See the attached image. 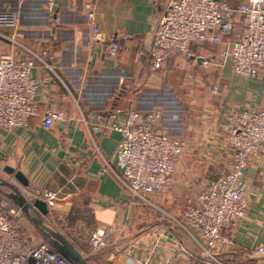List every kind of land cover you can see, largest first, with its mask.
I'll return each instance as SVG.
<instances>
[{"label":"crops","instance_id":"1","mask_svg":"<svg viewBox=\"0 0 264 264\" xmlns=\"http://www.w3.org/2000/svg\"><path fill=\"white\" fill-rule=\"evenodd\" d=\"M168 1L94 0L91 22L84 0H57L51 8L45 0H0V35L55 54V72L39 64L32 71L38 82L37 116L26 128H0V164L21 171L31 189L58 192L50 214L33 211L41 220L58 219L63 226L59 232L79 254L87 249L96 227H118L114 246L96 254L100 264H131L135 257L146 264H202L192 242L160 212L180 218L185 198L194 199L225 168L227 115L262 104L261 76L247 78L234 74L228 64L203 63L214 58L223 43L193 41L190 56L170 51L161 68L152 67L148 48ZM224 1L233 8L247 2ZM240 20L241 15L234 13V23ZM92 24L99 30V40L92 35ZM112 34L127 37L117 55L110 57L106 42ZM0 56L19 60L24 50L0 36ZM47 108L64 110L66 120L44 129L42 115ZM115 108L142 114L159 110L156 127L187 142L165 188L150 194L152 205L134 201L104 169L103 159L115 168L113 152L120 135L92 130L93 115ZM82 116L89 127L81 122ZM186 155L201 160L204 167L198 165L196 170L204 171L192 174L187 169L191 165L183 163ZM208 167L215 172H208ZM0 176L12 179L5 172ZM244 184L247 213L232 232L240 249L229 257L236 264H264V254H247L254 246H264V155L250 159ZM0 191L9 193L4 187Z\"/></svg>","mask_w":264,"mask_h":264},{"label":"built area","instance_id":"2","mask_svg":"<svg viewBox=\"0 0 264 264\" xmlns=\"http://www.w3.org/2000/svg\"><path fill=\"white\" fill-rule=\"evenodd\" d=\"M45 1L51 8L57 0ZM84 7L93 22L94 0H84ZM236 12L241 20L235 24ZM91 30L93 37L99 40L98 28L92 24ZM0 36L24 50L19 60L0 56V128H26L29 119L38 114L35 101L38 82L32 71L39 64L55 72L52 65L55 54L49 48L32 49L12 37ZM126 37L120 34L108 37L106 52L110 57L117 55ZM205 40L223 43L225 47L214 58L203 60L204 64H228L236 75L261 76L264 80V0H247L236 8L224 0L168 1L162 8L148 48L151 65L161 68L170 51L190 56V43ZM160 116L159 110L142 114L133 108H115L93 115L92 130H111L120 135L113 152L115 168L103 159L104 169L116 177L134 201L146 205H152L150 194L160 193L165 188L187 147L184 138L156 127ZM66 118L64 110L47 108L42 115V127L48 130L55 122ZM226 119L229 126L225 168L194 199L185 198L180 218L170 217L175 228L182 230L192 242L195 256L202 264H236L229 255L240 249L232 232L245 219L248 208L244 174L251 158L264 155V90L261 106H245L229 113ZM80 120L89 127L85 116ZM19 188L30 203L40 199L45 202L48 214L52 212L58 192ZM26 218L0 191V264H71L49 241L32 242L26 238L22 227V223L28 222ZM116 232H120L118 227H96L89 238V253L83 257H93L104 248L114 246L112 237ZM247 254L261 256L264 246H254ZM130 263L146 264L139 257L131 259Z\"/></svg>","mask_w":264,"mask_h":264},{"label":"water","instance_id":"3","mask_svg":"<svg viewBox=\"0 0 264 264\" xmlns=\"http://www.w3.org/2000/svg\"><path fill=\"white\" fill-rule=\"evenodd\" d=\"M198 61H200V58ZM2 169L9 176H12L21 187H28V179L22 174L21 171L15 170L9 165H4ZM12 181V179H7L0 176V188L4 187L8 189L9 193L5 194L16 206L22 210V212L34 225H36L46 234L52 247L71 264H90L86 258H84L73 248L71 243L60 232L54 231L46 226L39 218L38 214L33 211L36 209L42 215H47L48 209L45 202L40 199H35L32 203H30L24 196L22 190Z\"/></svg>","mask_w":264,"mask_h":264},{"label":"rangeland","instance_id":"4","mask_svg":"<svg viewBox=\"0 0 264 264\" xmlns=\"http://www.w3.org/2000/svg\"><path fill=\"white\" fill-rule=\"evenodd\" d=\"M184 154V153H183ZM183 156V155H182ZM182 156L180 159H182ZM202 162L201 160H198L196 161V159L194 158V156H184V159H183V163L185 164H189L191 165L190 167L188 166L187 169H190L191 173L195 176H197L195 173H200L201 170L202 172L204 171V169H200V170H196V167L199 165L200 167H204V165H200ZM194 163V166L192 167V164ZM187 164V165H188ZM199 167V168H200ZM208 170V172H210L211 174H213L215 171L212 169H209V167L206 169ZM0 173H4L3 169H2V163L0 164ZM169 212V211H168ZM171 213V212H169ZM161 215H163V218H165L166 221H169L171 222V218H169V215L165 212H160ZM27 219V223H22V227H23V233L25 234L26 238H28L29 240H31L32 242H37V241H40V240H44V238L42 237L43 235V231L40 230L36 225H34L28 218ZM43 223L48 226L50 229L54 230V231H61V226L62 224L57 220L54 219V221H52V219H49L48 221L46 219H43L42 220ZM63 228V226H62ZM110 247V246H108ZM81 253V252H80ZM86 253H89V246L87 247V249L82 252V256H84ZM97 256L94 255L93 257L91 256L90 258H86V260L90 263V264H100L96 258Z\"/></svg>","mask_w":264,"mask_h":264},{"label":"trees","instance_id":"5","mask_svg":"<svg viewBox=\"0 0 264 264\" xmlns=\"http://www.w3.org/2000/svg\"><path fill=\"white\" fill-rule=\"evenodd\" d=\"M150 63H151V61H150Z\"/></svg>","mask_w":264,"mask_h":264}]
</instances>
